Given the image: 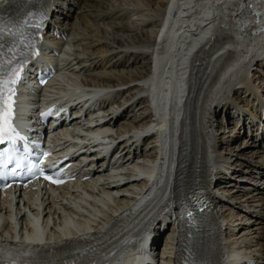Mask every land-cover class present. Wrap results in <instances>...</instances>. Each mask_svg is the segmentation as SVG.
Segmentation results:
<instances>
[{"label": "bare ground", "instance_id": "obj_1", "mask_svg": "<svg viewBox=\"0 0 264 264\" xmlns=\"http://www.w3.org/2000/svg\"><path fill=\"white\" fill-rule=\"evenodd\" d=\"M50 1L53 22L56 23L57 27L68 29L69 35L74 37V46L77 47L73 53L69 54L66 50H63L59 56L60 66H63V72H66L64 75L60 74L61 76L63 75L62 86L65 83L67 87L71 88L75 82V78L78 77V73L71 71L70 67L72 66H79L82 69L81 77L86 80L90 79L94 84H99L100 82L107 83L106 86L117 91H119L120 84L140 79L145 63L149 62L151 55V48L146 43L153 40L151 31L154 30L155 25L159 21L158 16L163 12L162 7L167 6V0ZM121 2H124V5L127 3V5L120 6L119 3ZM250 2L255 3V0H172L169 6H176L178 17L180 14H192L193 18L190 23L188 17L178 22H176V19L173 22H169L167 27L164 28L161 33L163 36L162 43L158 44L163 49L155 50L154 62L156 71H154L147 81L151 85L149 89L151 98L149 97V100L153 103V108L159 110L169 105L170 111L177 112L178 102L182 98L180 91H182V84L186 77V65L189 64L190 55L202 43L207 41V37L214 36L216 40H226L224 42L225 53L216 58L220 59L222 56L226 59V63L222 69L221 65L216 68V70L220 71L219 78L213 83L208 93H206L202 107L201 137L203 141L201 146L203 161L202 172L200 169V174L207 181L210 191L214 190L212 187V183L214 182V187L216 186L220 196H217L213 191H211V194L215 199H218L219 203L223 204L224 208L217 210V213L222 212L215 221L219 232L216 233V238L211 243L213 247L211 250L214 251V264H234L230 261L229 257H237L242 251L255 253L262 250L259 253L264 255V187H260L255 180L257 174H261L260 179L264 180V164H258L259 162H264V159H258L260 160L258 161L253 160V156L247 157L245 153L246 147L240 148L233 159L234 154L232 152L234 150L233 148H228L231 142L230 136L225 137L224 131H219L218 129L220 122L224 125V128L229 127L233 123L232 117H226L227 123L224 124L213 113L216 110L226 108L228 104V97H225L227 90H233L236 101L240 99V88L235 86V79L237 78L241 84L246 85L242 92L247 93L248 96L247 91L253 89L254 93L257 94V101L260 102V105L264 106V101L260 99L258 94V86L251 83L246 75L247 72L253 70L254 66H259L264 72V61L261 63L264 60V33L261 32L249 36L246 28L243 29L241 25L236 27L233 21L230 23L235 13H243V16L248 11L247 7ZM132 14H136L137 16L133 17ZM233 19L238 24L241 23V18ZM138 20L142 22V25H136ZM194 21L196 22L194 26L198 27V33L190 34L188 32V39L178 43L176 37L177 34L180 35V28L183 30L191 29L193 27L191 23ZM248 25H250V22H248ZM231 33H234L236 39L232 38ZM79 36L86 42L82 47H78L82 44L77 41L79 40ZM66 44H68V41ZM69 59L70 61L71 59L77 60L76 64L71 61L68 65ZM145 70H147V67ZM80 79L82 80V78ZM56 89L58 88L56 87ZM136 90L134 86L124 92L118 93L121 95L125 94L126 99L122 98V101H125L132 97ZM67 91L65 87L61 88L62 93ZM147 101V97L141 101L142 106L139 108V113L146 109ZM238 102L240 104L237 109L240 112L242 110L249 111V109L241 108L243 100ZM244 103L247 106L249 105V102H246V100ZM121 105H123V102L116 100L110 105L112 108L111 113L114 114L115 110L119 113L115 118L113 116L110 117V121H113L115 129L119 134L129 130L128 127L132 125V119L136 115L133 109L123 108L121 111ZM251 107L253 108V104H250V109ZM259 110L260 108L256 106V111L252 115L250 113L252 120L261 119ZM128 115L130 116L128 117ZM244 119L245 117L241 116V120L244 121ZM255 122L257 123V121ZM241 126L245 128L244 122L241 125H239V121L234 124L236 128V131L233 133L234 136H247L246 141L242 140L243 143L248 142L252 138L260 137L261 141L258 144L255 140H251L254 142L252 146L260 150V146L263 145L260 144L264 143L262 131H258L257 127L255 129L256 133L253 135L247 128L241 130ZM172 128L173 116L169 113L167 126L157 132V139L159 140L156 141L160 143L163 136L164 143L157 144L153 142V150L158 149L161 152L164 150L165 143H168L169 149H172V145H174V128L173 130ZM121 143L126 150L127 145L125 141L123 140ZM64 148L65 144H62L60 152H63ZM262 152H264V148ZM214 157L215 159H213ZM137 158L147 161L152 165L154 156L152 152H148L141 153ZM242 164H245L244 166L248 164V166L243 168ZM246 172L249 173V178H251L249 181V178L244 176ZM236 173L238 174L236 175ZM227 174L231 175L226 177ZM225 179L228 181H225ZM140 185L141 183H138V181H133L131 184L125 185V189L128 187L136 189ZM241 187L245 189L244 192L241 191ZM95 188L102 190L103 186H95ZM104 196L105 193L102 190V195L99 196V199L105 204L107 210L98 209L94 205H90L101 217L96 219L78 215V218L82 219V221L76 222L77 225L75 227H81V234L90 231L91 234L97 233L94 235L95 237L103 235V229L114 220L117 212L120 214L129 211L134 207L136 202L132 197L125 196L124 191H121L120 198H113L111 200L113 205L107 203ZM229 201L233 203L230 204ZM0 203L2 204L3 201L1 200ZM165 203L166 201L163 198L157 204L156 213L145 227L146 231H149L151 227L155 229V226L153 227L154 221L159 215L165 213V210H163L166 205ZM57 205L58 202H55V204H51L49 207L57 209ZM77 205L83 206L82 202H78ZM229 209L230 212H228ZM92 214L98 216L95 213ZM53 215L56 216V214ZM56 218L60 220L61 226L53 230L54 243L48 244L45 247L53 248L62 244L80 241L78 238H75L76 232L71 230L70 225H72L71 221L73 220L70 218L66 219L62 214H58ZM246 221H253V223L247 225ZM224 226L227 228L226 232H230L231 247L237 243L250 244L251 247L239 249V246H237V249L233 250H228L230 248H227L226 251L229 253H226L224 248L229 239L222 235V228ZM8 231H10L9 228ZM62 233L67 234V236L63 238L61 236ZM140 239L141 236L139 235L132 237L126 242L122 246L121 255L126 253L129 247L139 242ZM7 241L9 240H0L1 243ZM254 259L257 262H261V258L258 256L254 257ZM130 261V259L127 260V262ZM167 261L168 258L160 260L162 264H166ZM262 263L264 264L263 260Z\"/></svg>", "mask_w": 264, "mask_h": 264}, {"label": "snow or ice", "instance_id": "obj_2", "mask_svg": "<svg viewBox=\"0 0 264 264\" xmlns=\"http://www.w3.org/2000/svg\"><path fill=\"white\" fill-rule=\"evenodd\" d=\"M8 31L2 21H0V40L3 39V34ZM9 35L14 36V32L8 33ZM19 43H24L23 37L20 38ZM5 45L0 43V144L5 141L15 143L17 138L26 139L21 137L16 130V127L13 124V119L15 115V86L22 79L23 72L28 64L27 59L16 60L17 56L24 57L26 53L18 51V44L13 42L7 47V53L11 54L10 59H5ZM32 56L38 55V51L33 50L31 52ZM13 61H16L13 64ZM42 115H48L44 113ZM10 150H0V166H6L8 163L12 162V158L8 157ZM24 151L27 153L29 151L27 145L24 147ZM44 155H47L45 153ZM27 160V156L21 157L16 160V167L11 170L13 175L17 174V169L24 168V161ZM26 170L30 176H34L39 173L40 176L47 181L58 184L63 181L58 179L59 173H53L52 175L45 174L44 167L41 166L38 162L28 161L26 165ZM10 250L0 246V262L3 264H18V259L30 255V253H20L17 252V256L11 259H6L7 254ZM23 264H28V261H23Z\"/></svg>", "mask_w": 264, "mask_h": 264}, {"label": "rangeland", "instance_id": "obj_3", "mask_svg": "<svg viewBox=\"0 0 264 264\" xmlns=\"http://www.w3.org/2000/svg\"><path fill=\"white\" fill-rule=\"evenodd\" d=\"M121 3H123V4H121ZM121 3H119L120 5H124V2H121ZM74 44V41L72 42V45ZM261 63H263V61H261ZM259 64V63H258ZM260 65V64H259ZM264 65V64H263ZM263 85H264V83H263ZM257 86V85H256ZM260 99H262L263 101H264V99L262 98V97H260ZM246 102H248L247 101V99H246ZM257 106V105H256ZM256 106H255V109H254V105H253V109L251 110L252 111V113H251V115L253 114V112L254 111H256ZM239 114V113H238ZM223 124H221V122H220V127H218V129H219V131L220 130H222V131H224L225 130V128L224 129H222L223 128ZM231 127H232V125H231ZM241 130H245V128L244 127H241L240 128ZM229 131V130H228ZM224 133V132H223ZM228 132H225V135L227 134ZM229 136V135H228ZM232 138L234 139L233 141H232ZM238 138H241V141L242 140H245V139H247L248 137L247 136H245V135H242V136H237V137H235L234 136V134H231L230 135V141L233 143V142H237V141H239V139ZM246 141V140H245ZM231 142L229 143V145H231ZM243 143V141L242 142H240V144H242ZM245 143V142H244ZM243 147H246V148H250L251 146H243ZM252 147H254V146H252ZM235 148V147H234ZM233 148V150H234V152L232 153V154H234V157H233V159L236 157V153L237 152H239V149H238V151L236 150V149H234ZM237 148V147H236ZM258 164H264V162H259ZM226 177H228V176H226ZM263 177H264V175H263ZM226 179H228V178H226ZM228 181V180H227ZM228 212H230V209H229V211Z\"/></svg>", "mask_w": 264, "mask_h": 264}]
</instances>
